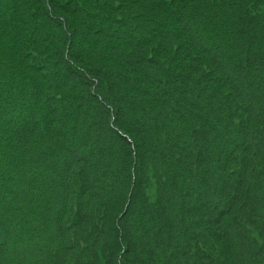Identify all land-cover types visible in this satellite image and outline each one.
I'll return each instance as SVG.
<instances>
[{"label": "trees", "instance_id": "obj_1", "mask_svg": "<svg viewBox=\"0 0 264 264\" xmlns=\"http://www.w3.org/2000/svg\"><path fill=\"white\" fill-rule=\"evenodd\" d=\"M0 264H264V0H0Z\"/></svg>", "mask_w": 264, "mask_h": 264}]
</instances>
